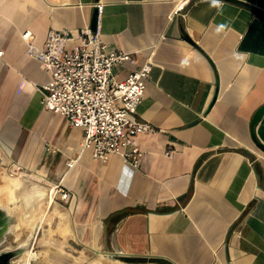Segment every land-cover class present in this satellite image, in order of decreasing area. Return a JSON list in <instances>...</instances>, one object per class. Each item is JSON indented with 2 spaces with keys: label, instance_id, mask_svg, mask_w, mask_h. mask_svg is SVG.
Listing matches in <instances>:
<instances>
[{
  "label": "crops",
  "instance_id": "1",
  "mask_svg": "<svg viewBox=\"0 0 264 264\" xmlns=\"http://www.w3.org/2000/svg\"><path fill=\"white\" fill-rule=\"evenodd\" d=\"M218 4L0 0V154L68 193L69 244L122 264H264V115L250 128L264 105V0ZM84 28L132 55L117 81L152 64L137 116L155 132L135 138L137 168L97 161L84 131L42 105L50 75L23 33L43 48L51 30Z\"/></svg>",
  "mask_w": 264,
  "mask_h": 264
},
{
  "label": "built area",
  "instance_id": "2",
  "mask_svg": "<svg viewBox=\"0 0 264 264\" xmlns=\"http://www.w3.org/2000/svg\"><path fill=\"white\" fill-rule=\"evenodd\" d=\"M22 38L27 54L41 61L50 75L41 91L43 107L82 129L83 149H90L97 161L106 163L116 154L139 167L143 153L135 138L155 132L137 116L152 64L145 62L120 82L114 68L129 62L132 55L110 48L97 31L84 28L73 35L69 30H51L43 48L33 44L31 31ZM52 191L61 200L69 197L60 185Z\"/></svg>",
  "mask_w": 264,
  "mask_h": 264
},
{
  "label": "rangeland",
  "instance_id": "3",
  "mask_svg": "<svg viewBox=\"0 0 264 264\" xmlns=\"http://www.w3.org/2000/svg\"><path fill=\"white\" fill-rule=\"evenodd\" d=\"M12 179L17 186L10 193L5 182ZM52 189L40 174L27 171L0 154V199L8 201L12 215L36 227L29 264H91L98 258L97 254L69 244L65 233L59 234L60 203ZM9 234L0 233V238L9 237ZM102 256L109 264L123 263L122 259V263H113L114 258Z\"/></svg>",
  "mask_w": 264,
  "mask_h": 264
},
{
  "label": "bare ground",
  "instance_id": "4",
  "mask_svg": "<svg viewBox=\"0 0 264 264\" xmlns=\"http://www.w3.org/2000/svg\"><path fill=\"white\" fill-rule=\"evenodd\" d=\"M5 188L8 192H13L17 182L13 179L5 182ZM0 212L2 213L0 233L3 235H10L9 237L0 238V254L7 251L17 250L20 254L12 258V264H28L31 259V245L35 235L36 227L22 222L20 217L16 218L13 211L9 207L8 201L0 199ZM101 254H98L97 259H93L91 264H109L108 261L103 260Z\"/></svg>",
  "mask_w": 264,
  "mask_h": 264
},
{
  "label": "water",
  "instance_id": "5",
  "mask_svg": "<svg viewBox=\"0 0 264 264\" xmlns=\"http://www.w3.org/2000/svg\"><path fill=\"white\" fill-rule=\"evenodd\" d=\"M264 115V105H262L254 114L252 121H251V133L254 136L255 127L260 122L261 118ZM258 147L264 151V145L261 143H257ZM2 213L0 212V224H1ZM19 253L17 250L7 251L5 253L0 254V264H12V258L16 257ZM29 264V263H28Z\"/></svg>",
  "mask_w": 264,
  "mask_h": 264
},
{
  "label": "clouds",
  "instance_id": "6",
  "mask_svg": "<svg viewBox=\"0 0 264 264\" xmlns=\"http://www.w3.org/2000/svg\"><path fill=\"white\" fill-rule=\"evenodd\" d=\"M213 2H214V5H215V6H219V4H218V0H213ZM243 55H244V54H238V56H239L240 58H243Z\"/></svg>",
  "mask_w": 264,
  "mask_h": 264
}]
</instances>
